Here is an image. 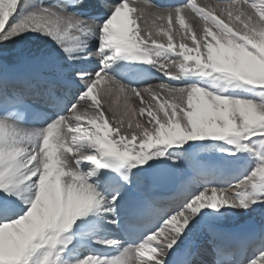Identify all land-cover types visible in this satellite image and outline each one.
Listing matches in <instances>:
<instances>
[{"label": "snow or ice", "instance_id": "1", "mask_svg": "<svg viewBox=\"0 0 264 264\" xmlns=\"http://www.w3.org/2000/svg\"><path fill=\"white\" fill-rule=\"evenodd\" d=\"M258 212L264 0H0V264H264Z\"/></svg>", "mask_w": 264, "mask_h": 264}, {"label": "bare ground", "instance_id": "2", "mask_svg": "<svg viewBox=\"0 0 264 264\" xmlns=\"http://www.w3.org/2000/svg\"><path fill=\"white\" fill-rule=\"evenodd\" d=\"M153 2L160 3L159 0H153ZM214 2L215 0L212 3ZM150 82L153 84H156V83H159V80H153ZM227 223L235 224L242 228L259 229L261 226H264V213L258 212L253 217H247L244 215L235 216L229 219ZM118 238H122V237H119V234H118ZM188 247L193 252V254L195 255L198 261L202 260L203 262L206 260L207 262H209L211 260V254L207 250V245L205 244V236H204L203 231H198L197 233L191 236L188 242Z\"/></svg>", "mask_w": 264, "mask_h": 264}, {"label": "rangeland", "instance_id": "3", "mask_svg": "<svg viewBox=\"0 0 264 264\" xmlns=\"http://www.w3.org/2000/svg\"><path fill=\"white\" fill-rule=\"evenodd\" d=\"M208 1H209V2H210V1H212V2H213L214 0H208ZM207 253H209V252H207Z\"/></svg>", "mask_w": 264, "mask_h": 264}, {"label": "water", "instance_id": "4", "mask_svg": "<svg viewBox=\"0 0 264 264\" xmlns=\"http://www.w3.org/2000/svg\"><path fill=\"white\" fill-rule=\"evenodd\" d=\"M167 186H170V184H169V185H166V187H167Z\"/></svg>", "mask_w": 264, "mask_h": 264}]
</instances>
